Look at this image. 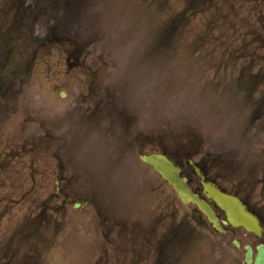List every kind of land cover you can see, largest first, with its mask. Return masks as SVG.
Returning <instances> with one entry per match:
<instances>
[{
	"label": "rangeland",
	"instance_id": "374dc122",
	"mask_svg": "<svg viewBox=\"0 0 264 264\" xmlns=\"http://www.w3.org/2000/svg\"><path fill=\"white\" fill-rule=\"evenodd\" d=\"M108 1L117 6L80 10L92 16L71 23L75 42L57 37L45 43L49 30L42 19L34 26L24 22L30 30L18 37L7 35L16 25L17 10L0 8V65H9V55L18 67H26L31 60L34 64L29 76L20 78L24 96L11 102L1 100L7 104L0 108V115L12 117L3 122L0 116V133L9 134L14 125L28 135L30 150L40 156L29 162V173L49 165L46 176L54 179L60 164L80 185L74 186L81 198L91 202L90 197L104 194L98 198L99 207L93 204L87 209L86 221L93 232L101 234L106 226L109 240H119L126 223L161 225L160 239L171 225H177L185 209L177 210L172 203H179L171 188L141 162L140 155L164 149L177 157L176 151L189 146L195 149L196 144L219 154L220 147L233 144V108L241 112L247 107L242 103L244 96L236 93L233 78L235 72L247 69L255 81L260 80L261 75L257 78L255 73L264 66V1L158 0L155 4L154 0H138L137 10L128 6V0ZM2 11H12L13 19L7 22ZM62 12L58 18L64 20ZM249 85L248 78L240 81L244 90ZM71 109H76L79 118L91 117L90 128L72 130L74 111L61 124ZM26 113L29 120H22ZM237 121L240 128L242 122ZM32 135L36 137L31 139ZM38 137L43 141L36 142ZM80 138L84 141H77ZM254 138L256 145H264V134L260 140ZM19 146L16 150L24 152ZM149 189L152 193L148 195ZM141 199H149L151 205L152 221L146 225L136 219L142 215ZM43 204L39 197L30 200L31 217L40 213ZM165 209L174 211V216L160 220L167 215ZM122 212L124 217L119 215ZM189 243L196 245L197 241ZM224 248L214 251V256L212 251L199 253L191 248L173 264H229ZM71 249L69 242L58 248L68 254ZM41 252L39 264H55L54 246ZM142 256L143 264H155L145 250ZM73 259L72 264H77L80 257Z\"/></svg>",
	"mask_w": 264,
	"mask_h": 264
},
{
	"label": "flooded vegetation",
	"instance_id": "af4514ba",
	"mask_svg": "<svg viewBox=\"0 0 264 264\" xmlns=\"http://www.w3.org/2000/svg\"><path fill=\"white\" fill-rule=\"evenodd\" d=\"M246 100L249 117L246 119L245 125H248L246 130L249 127L253 128L251 133L252 142H254V136L260 140L264 134V98L259 102L253 101L251 97H247ZM10 141L11 144L7 145L5 149L11 156H14L16 151L14 150L15 142H22L26 147L28 146L27 140L14 141L11 139ZM176 153L180 155L178 162L183 170V175L188 178L194 191L204 197L202 187L204 176L206 180L216 183L222 190L239 197L264 224V145H247L242 151L237 145L230 154V160H228L226 151H220L219 154L215 153L214 155L211 153L199 155L197 153L200 152H193L186 147L184 151H176ZM194 156H198L199 159L198 162L192 164L191 159ZM11 179L13 180V178ZM66 190L68 191V188ZM214 208L218 217L224 222L226 220L224 212L217 206ZM28 214L29 209L26 208L25 215ZM170 216H173L172 212L165 217L169 218ZM159 219L164 218L160 217ZM189 220L199 223V238L204 247L206 236L211 232L215 235L217 232L212 230V226L202 212L192 208L191 211H184L181 220L183 224L167 230L165 236L160 239L156 227L140 226L130 233L125 229L119 231V240H109V228L105 226V229L99 234L102 240H91L86 246L83 256L84 264H143L145 258L142 256V250L152 255L155 264H173L176 259L182 258L190 248V243H188L190 235L184 226V223L187 224ZM224 226L226 229L222 236L224 243L235 245L236 240L240 242V247L235 245V249H238H234L235 252H239V259H245V247L248 245L253 248L254 256L258 254V247L264 244V235L262 238H258L242 229H236L229 225ZM111 231L114 232V230ZM9 233L8 229L0 232V264H39L38 259L42 254L41 251L51 247V244L57 250L61 246H66L68 242L72 244L70 241L63 240L30 241L29 234L24 235L22 228L16 231L10 239H8ZM61 233L62 230L57 229L59 236ZM72 248L74 247L72 246ZM231 263L234 264V261Z\"/></svg>",
	"mask_w": 264,
	"mask_h": 264
},
{
	"label": "water",
	"instance_id": "95a60500",
	"mask_svg": "<svg viewBox=\"0 0 264 264\" xmlns=\"http://www.w3.org/2000/svg\"><path fill=\"white\" fill-rule=\"evenodd\" d=\"M142 159L153 166L157 171H159L165 179H167L177 190L181 199L189 204L195 203L199 206L201 210L209 217L210 221L217 227L218 221L212 211V209L200 200L197 195L193 194L187 187L185 180L179 179V171L170 163L166 158L159 155L145 156ZM208 189V187H207ZM209 190V189H208ZM216 192H212V196ZM217 202H219L224 210L227 212L230 221L234 225H242L248 230L259 233L257 230L258 222L254 217H252L246 210L242 209L236 201L225 196L214 197ZM248 262L251 263V257H248ZM256 264H264V249H261L260 255L257 258Z\"/></svg>",
	"mask_w": 264,
	"mask_h": 264
}]
</instances>
